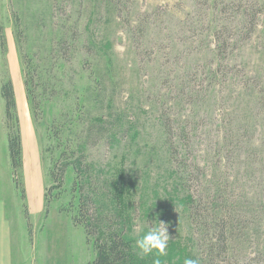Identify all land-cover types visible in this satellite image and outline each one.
Segmentation results:
<instances>
[{
    "label": "rangeland",
    "instance_id": "374dc122",
    "mask_svg": "<svg viewBox=\"0 0 264 264\" xmlns=\"http://www.w3.org/2000/svg\"><path fill=\"white\" fill-rule=\"evenodd\" d=\"M103 2L0 0L6 46L5 51L0 47V78L11 75L21 95L17 121L10 124L20 133L22 165L14 177L9 162L10 185L3 105L0 117V197L11 225L15 264L21 257L24 264H86L95 256L82 227L72 223L70 213L59 211L70 199L71 170L61 197L48 209L44 202L46 123L75 110L82 125L84 112L91 117L97 110L89 103L88 87L102 58L88 56L85 41L115 65L108 96L120 117L112 137L86 150V186L112 221L107 226L121 228L118 221L124 219L125 236L142 264L200 259V244L196 235L191 239L184 213L185 189L177 191L174 175L187 173L193 162L203 166L191 168L197 195L228 180L241 200L261 198L264 210V0H117L112 19ZM16 16L26 22L19 38ZM64 38L75 40L68 60L62 59L66 52L54 53ZM222 39L227 44L218 48ZM23 55L51 70L48 80L57 92L43 102L40 121L33 120L25 97ZM162 119L172 129L178 158ZM181 133L185 145L178 139ZM159 221L168 225L166 255L145 256L135 242Z\"/></svg>",
    "mask_w": 264,
    "mask_h": 264
},
{
    "label": "trees",
    "instance_id": "16d2710c",
    "mask_svg": "<svg viewBox=\"0 0 264 264\" xmlns=\"http://www.w3.org/2000/svg\"><path fill=\"white\" fill-rule=\"evenodd\" d=\"M101 6L105 12H108V18L112 19L117 0H104ZM18 18L15 27L16 37L19 38L22 29L23 31L25 29L26 22L23 25L22 18L16 16V20ZM214 33L216 35L218 32ZM74 41L73 38L59 40L54 53L63 55L66 52L67 55L62 59H70L71 49L75 50ZM223 44H227L226 39H222L218 48ZM93 45L95 44L85 41L83 49L92 58L97 57L99 60L102 58L99 66L92 69L93 87L91 85L88 87L89 103L97 110L91 112L94 113L91 117L89 111L86 110L84 112L86 118L82 125L80 113L77 114L74 110L60 113L48 121L45 126V142L42 152L48 159L47 179L49 181L44 191L45 207L48 209L51 202L59 199L66 191V188L63 190L61 188L65 182L66 172L71 170L72 178L68 185L70 199L65 204L59 205V211L70 213L72 223L82 227L86 242L92 244L95 256L86 264H142V257L135 256L133 246L125 236L124 219L118 221V225H122L121 228L107 226L111 225L112 221L105 216V209L96 203L93 193L87 188L85 182L90 171V163L86 159L87 148L97 144L106 136V139L112 137L120 121L119 115L113 113V102L108 96V88L114 83L115 65L113 61L106 60L103 50ZM0 47L6 50L2 24H0ZM21 62L25 97L33 120L40 121L43 117V102L52 99L57 94L56 89L50 86L51 70L44 69L39 62L33 63L27 55L21 56ZM47 71L48 76L45 74ZM0 94L4 100L7 153L15 177L22 165V146L18 129L10 124L14 119L17 121L14 118L17 103L14 87L8 75L1 79ZM161 124L165 128L164 133L172 146V153L175 157L177 156V145L171 138L172 129L167 128V123L163 119ZM75 125L76 127L73 128ZM178 139L185 145L184 134L181 133ZM222 149L225 148L222 147ZM192 166L197 171L203 169L200 163L193 162ZM192 166L188 167L187 173L181 170L180 173L174 172V175L177 179L175 184L177 191L180 188L185 189V193L182 194L184 195L182 203L189 222L191 239H193V234L196 235V242L200 244V264H243L242 260L245 259L246 264H264L262 199L245 196L244 201L241 200L240 196L235 193V186L229 185L228 180L217 181L213 187L206 189L205 195H197L192 188ZM28 232H30V226Z\"/></svg>",
    "mask_w": 264,
    "mask_h": 264
},
{
    "label": "crops",
    "instance_id": "0c3cea01",
    "mask_svg": "<svg viewBox=\"0 0 264 264\" xmlns=\"http://www.w3.org/2000/svg\"><path fill=\"white\" fill-rule=\"evenodd\" d=\"M8 76L10 77V79L12 81V84L14 87L16 103H17V101L19 102V99L21 100V95H18L19 91L17 89V86H15L14 81L11 78V75L8 74ZM1 79H2V77L0 78V85H1ZM2 105L4 108V100L2 102L0 100V117L2 115ZM2 118H3L2 121H3L4 127H5L4 111H3V117ZM5 130H6V127H5ZM6 133H7V131H6ZM6 137H7V135H6ZM6 156H7V160H6L7 176H6V178H7V183L10 185V183L8 182V180H9L8 153ZM10 189L12 190L11 186H10ZM5 204H6L5 201L0 197V264H15V258H14L13 251H12L11 225H10V222L8 220ZM23 258L24 257L20 258V261L18 264H24Z\"/></svg>",
    "mask_w": 264,
    "mask_h": 264
},
{
    "label": "clouds",
    "instance_id": "9594fccd",
    "mask_svg": "<svg viewBox=\"0 0 264 264\" xmlns=\"http://www.w3.org/2000/svg\"><path fill=\"white\" fill-rule=\"evenodd\" d=\"M167 229L168 225L164 221H159L156 227L149 226V229L136 240V247L145 256L154 252L160 256L166 255V249L170 240ZM183 264H200V261L186 257Z\"/></svg>",
    "mask_w": 264,
    "mask_h": 264
}]
</instances>
